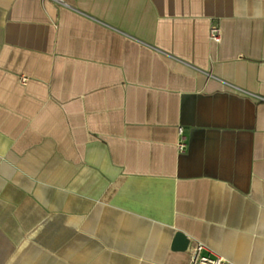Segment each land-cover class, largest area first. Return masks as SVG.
Returning <instances> with one entry per match:
<instances>
[{"label":"crops","instance_id":"crops-1","mask_svg":"<svg viewBox=\"0 0 264 264\" xmlns=\"http://www.w3.org/2000/svg\"><path fill=\"white\" fill-rule=\"evenodd\" d=\"M178 232L264 264V0H0V264H188Z\"/></svg>","mask_w":264,"mask_h":264},{"label":"built area","instance_id":"built-area-1","mask_svg":"<svg viewBox=\"0 0 264 264\" xmlns=\"http://www.w3.org/2000/svg\"><path fill=\"white\" fill-rule=\"evenodd\" d=\"M210 38L216 43L219 42V32L217 28L213 27L210 29ZM22 81L25 82V79L22 78ZM178 133L181 140H179L177 144V149L180 152H183L186 148V144L183 138V131L179 129ZM188 254V264H227V262L223 258L210 254L206 250L205 246L198 242L193 243L188 247Z\"/></svg>","mask_w":264,"mask_h":264},{"label":"water","instance_id":"water-1","mask_svg":"<svg viewBox=\"0 0 264 264\" xmlns=\"http://www.w3.org/2000/svg\"><path fill=\"white\" fill-rule=\"evenodd\" d=\"M189 246V240L182 233H176L173 241V249L185 251Z\"/></svg>","mask_w":264,"mask_h":264}]
</instances>
